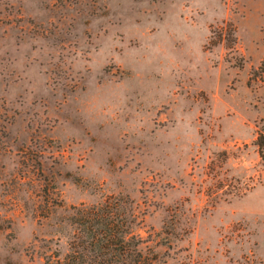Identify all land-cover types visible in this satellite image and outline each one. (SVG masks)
Listing matches in <instances>:
<instances>
[{
  "label": "rangeland",
  "instance_id": "obj_1",
  "mask_svg": "<svg viewBox=\"0 0 264 264\" xmlns=\"http://www.w3.org/2000/svg\"><path fill=\"white\" fill-rule=\"evenodd\" d=\"M103 203L143 264H264V0H0V264Z\"/></svg>",
  "mask_w": 264,
  "mask_h": 264
},
{
  "label": "trees",
  "instance_id": "obj_2",
  "mask_svg": "<svg viewBox=\"0 0 264 264\" xmlns=\"http://www.w3.org/2000/svg\"><path fill=\"white\" fill-rule=\"evenodd\" d=\"M74 226L68 251L61 259L46 258L44 264H143L136 249L138 239L130 234L129 221L107 205L73 206Z\"/></svg>",
  "mask_w": 264,
  "mask_h": 264
}]
</instances>
